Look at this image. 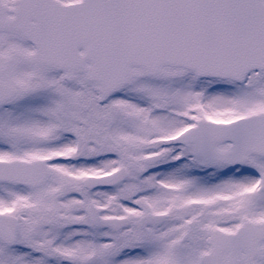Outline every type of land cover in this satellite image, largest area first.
Masks as SVG:
<instances>
[{
	"label": "snow or ice",
	"instance_id": "snow-or-ice-1",
	"mask_svg": "<svg viewBox=\"0 0 264 264\" xmlns=\"http://www.w3.org/2000/svg\"><path fill=\"white\" fill-rule=\"evenodd\" d=\"M0 264H264V0H0Z\"/></svg>",
	"mask_w": 264,
	"mask_h": 264
}]
</instances>
